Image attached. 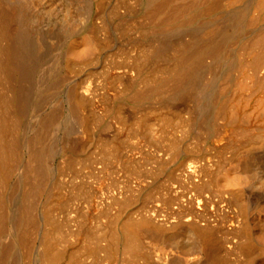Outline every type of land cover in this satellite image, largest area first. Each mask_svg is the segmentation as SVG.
Masks as SVG:
<instances>
[{
    "label": "bare ground",
    "instance_id": "6f19581e",
    "mask_svg": "<svg viewBox=\"0 0 264 264\" xmlns=\"http://www.w3.org/2000/svg\"><path fill=\"white\" fill-rule=\"evenodd\" d=\"M63 1L0 0V264L61 260L47 241L48 224L41 246L32 233L50 199V162L71 147V124L78 135L85 128L77 90H63L69 66L90 60L128 27L141 58L117 74L124 86L112 91L113 110L192 112L196 133L236 152L217 175L223 184L225 173L259 168L248 149L264 138V0H131L105 20L101 0H67L75 10L62 14ZM255 191L264 189L232 193L245 237L240 249L249 264H264V203L249 200ZM128 229L134 251L138 230ZM210 248L201 236L180 264H211Z\"/></svg>",
    "mask_w": 264,
    "mask_h": 264
},
{
    "label": "rangeland",
    "instance_id": "374dc122",
    "mask_svg": "<svg viewBox=\"0 0 264 264\" xmlns=\"http://www.w3.org/2000/svg\"><path fill=\"white\" fill-rule=\"evenodd\" d=\"M130 1L101 0L98 17L108 19ZM67 3L60 5L61 13L65 7L75 10ZM128 30L122 37L109 35L90 60L69 66L63 90L69 85L77 90L85 128L78 135L71 124L67 155L58 151L50 162L51 195L32 233L35 246H41L49 225L46 238L61 257L58 264H168L169 254L180 264L206 236L211 264H249L240 249L245 237L238 206L217 176L236 152L196 133L194 114L183 108L148 109L137 116L113 110L110 96L124 86L118 73L141 58ZM86 89V97L79 95ZM248 150L260 155L264 170V138ZM251 194L253 204L264 203L263 191ZM131 225L138 230L134 251Z\"/></svg>",
    "mask_w": 264,
    "mask_h": 264
},
{
    "label": "clouds",
    "instance_id": "9594fccd",
    "mask_svg": "<svg viewBox=\"0 0 264 264\" xmlns=\"http://www.w3.org/2000/svg\"><path fill=\"white\" fill-rule=\"evenodd\" d=\"M224 187L233 191H243L249 188L264 189V170L256 168L251 172L236 170L225 173Z\"/></svg>",
    "mask_w": 264,
    "mask_h": 264
}]
</instances>
